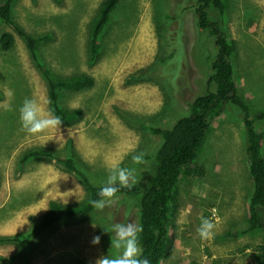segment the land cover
Wrapping results in <instances>:
<instances>
[{"label": "rangeland", "instance_id": "1", "mask_svg": "<svg viewBox=\"0 0 264 264\" xmlns=\"http://www.w3.org/2000/svg\"><path fill=\"white\" fill-rule=\"evenodd\" d=\"M103 1L16 0L17 24L34 37L49 36L41 50L46 65L59 76L94 79L90 89L63 92L61 105L81 109L82 117L72 123L61 120L44 140L23 130L19 109L26 99H35L52 112L47 83L25 40L13 26L0 24V37L4 32L15 36L11 51L0 44V238L27 234L31 218L42 217L53 200L77 204L87 196L79 179L52 158L22 165L26 152L44 149L74 157L97 186L106 184L112 164L132 170L138 182L148 156L160 145L147 127L172 128L189 114V104L208 91L216 47L214 38L196 25L195 0H120L104 29L100 58L93 62L89 43ZM227 1L224 29L235 46L231 62L240 92L256 115L264 109V0ZM176 42L180 58L186 52L182 64L167 61ZM257 126L264 132V121ZM244 130L232 106L213 121L198 151L205 177H186L180 185L172 212L174 251L162 264L257 263V248L264 244V210L261 228L235 234L247 226L253 194ZM134 155H141V161H134ZM147 188L142 185L143 192ZM139 211L136 202L113 198L91 216L60 223L35 239L24 261L0 264H96L108 254L115 258L119 250L111 247V233L104 229L139 226ZM202 218L217 224L210 240L198 235ZM96 235H101L99 245L91 243ZM17 250L14 243L1 244L0 256L9 259Z\"/></svg>", "mask_w": 264, "mask_h": 264}, {"label": "trees", "instance_id": "2", "mask_svg": "<svg viewBox=\"0 0 264 264\" xmlns=\"http://www.w3.org/2000/svg\"><path fill=\"white\" fill-rule=\"evenodd\" d=\"M120 0H105L101 11L95 20L89 43L90 59L97 62L101 54L104 29L107 27L113 9ZM16 0H3L0 3V24H8L25 40L29 54L37 70L48 86L50 108L55 116L66 123H72L82 117L81 109H67L61 105L63 92H81L92 88L94 79L88 75L77 74L64 77L56 74L41 54L42 45L49 36L34 37L28 34L14 19ZM229 4L227 0H195L193 10L196 25L212 38L216 47V55L212 61V73L208 79V91L197 96L189 104L190 112L181 117L172 128L147 127L153 136L160 140V145L149 156V164L144 165L145 171L141 180L130 188L122 187L116 197H124L138 204L139 242L143 257L150 264H162L171 257L176 240L175 227L172 224V212L177 203L180 185L186 177L202 180L205 177L204 168L198 164L199 149L204 144L207 132L215 119L220 117L229 106L234 107L241 115L244 123L246 154L249 161V173L253 182V194L249 198V216L247 226L235 234L245 236L262 227L260 211L264 210V132L259 131L257 124L264 121V109L252 115L251 106L240 92L235 68L231 59L235 46L225 34V17ZM181 33V31H180ZM181 41V37L178 36ZM177 40V41H178ZM173 41V38L171 42ZM4 51L9 52L15 47V36L4 32L0 37ZM177 42L168 49L167 61L182 60L179 56ZM49 65V64H48ZM54 159L67 172L76 176L87 191L85 200L77 204H64L58 201L49 203L48 211L40 218L32 217L30 231L18 237L0 238V245L14 243L17 252L9 259L0 256V262L20 263L30 251L32 242L43 236L50 229L68 220L85 219L97 210L95 202L100 199L98 192L105 185H94L74 157H61L44 149H34L26 152L21 158V164L39 159ZM148 184V190L143 192L142 185ZM256 264H264V244L258 246ZM178 264H192L184 261Z\"/></svg>", "mask_w": 264, "mask_h": 264}, {"label": "clouds", "instance_id": "3", "mask_svg": "<svg viewBox=\"0 0 264 264\" xmlns=\"http://www.w3.org/2000/svg\"><path fill=\"white\" fill-rule=\"evenodd\" d=\"M20 121L23 130L39 140L45 139V134L61 126V119L50 111H45L40 103L35 99H26L19 109ZM134 161H141V155H134ZM135 183L133 171L122 168L118 164H112L109 169V176L106 184L102 187L98 195L99 200L95 202L96 207L103 208L106 203H110L116 198V193L122 187L130 188ZM217 224L210 218H202L198 235L202 240H210L215 235ZM106 233H111V247L119 250L117 257L109 254L97 259L96 264H150V260L143 257L139 242V233L142 227L134 224H114L111 231L104 229ZM93 245L101 243V235L92 238Z\"/></svg>", "mask_w": 264, "mask_h": 264}]
</instances>
